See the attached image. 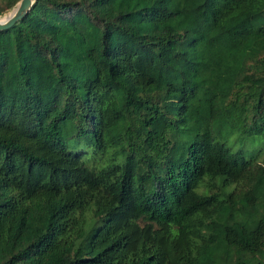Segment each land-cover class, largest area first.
Masks as SVG:
<instances>
[{
    "label": "trees",
    "instance_id": "1",
    "mask_svg": "<svg viewBox=\"0 0 264 264\" xmlns=\"http://www.w3.org/2000/svg\"><path fill=\"white\" fill-rule=\"evenodd\" d=\"M0 264H264V0H35L1 31Z\"/></svg>",
    "mask_w": 264,
    "mask_h": 264
},
{
    "label": "water",
    "instance_id": "2",
    "mask_svg": "<svg viewBox=\"0 0 264 264\" xmlns=\"http://www.w3.org/2000/svg\"><path fill=\"white\" fill-rule=\"evenodd\" d=\"M35 0H20L16 7L4 18L7 23L0 24V32L12 28L17 22L26 17Z\"/></svg>",
    "mask_w": 264,
    "mask_h": 264
},
{
    "label": "clouds",
    "instance_id": "3",
    "mask_svg": "<svg viewBox=\"0 0 264 264\" xmlns=\"http://www.w3.org/2000/svg\"><path fill=\"white\" fill-rule=\"evenodd\" d=\"M5 23H7L6 19L0 18V24H5Z\"/></svg>",
    "mask_w": 264,
    "mask_h": 264
},
{
    "label": "rangeland",
    "instance_id": "4",
    "mask_svg": "<svg viewBox=\"0 0 264 264\" xmlns=\"http://www.w3.org/2000/svg\"><path fill=\"white\" fill-rule=\"evenodd\" d=\"M7 14H9V12H8ZM7 14H5V15H7ZM5 15H4V16H5Z\"/></svg>",
    "mask_w": 264,
    "mask_h": 264
},
{
    "label": "bare ground",
    "instance_id": "5",
    "mask_svg": "<svg viewBox=\"0 0 264 264\" xmlns=\"http://www.w3.org/2000/svg\"><path fill=\"white\" fill-rule=\"evenodd\" d=\"M7 15H8V14H7ZM5 17H6V16H5ZM5 17H4V18H5Z\"/></svg>",
    "mask_w": 264,
    "mask_h": 264
}]
</instances>
